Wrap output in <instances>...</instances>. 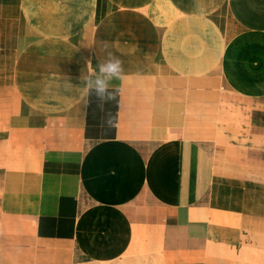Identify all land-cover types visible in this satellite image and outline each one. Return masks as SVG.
Returning <instances> with one entry per match:
<instances>
[{
    "label": "crops",
    "instance_id": "obj_1",
    "mask_svg": "<svg viewBox=\"0 0 264 264\" xmlns=\"http://www.w3.org/2000/svg\"><path fill=\"white\" fill-rule=\"evenodd\" d=\"M0 264H264V0H0Z\"/></svg>",
    "mask_w": 264,
    "mask_h": 264
},
{
    "label": "clouds",
    "instance_id": "obj_2",
    "mask_svg": "<svg viewBox=\"0 0 264 264\" xmlns=\"http://www.w3.org/2000/svg\"><path fill=\"white\" fill-rule=\"evenodd\" d=\"M105 50L108 48L107 42L104 44ZM91 60L87 62L89 68L87 75H81L84 94L86 97H94L97 101V108L103 114L101 116V125L107 128H113L117 123V115L110 110H106L105 105L115 102L118 106L117 99L120 89L113 85V81L122 80L124 77V66L122 60L107 53V58L98 62L95 68L91 67ZM86 104L89 100L85 101Z\"/></svg>",
    "mask_w": 264,
    "mask_h": 264
},
{
    "label": "bare ground",
    "instance_id": "obj_3",
    "mask_svg": "<svg viewBox=\"0 0 264 264\" xmlns=\"http://www.w3.org/2000/svg\"><path fill=\"white\" fill-rule=\"evenodd\" d=\"M156 259V258H155ZM142 262V261H141ZM137 263H138V261H137Z\"/></svg>",
    "mask_w": 264,
    "mask_h": 264
}]
</instances>
